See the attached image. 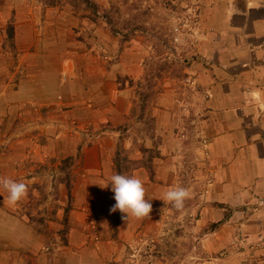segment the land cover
I'll return each instance as SVG.
<instances>
[{
	"label": "crops",
	"instance_id": "crops-1",
	"mask_svg": "<svg viewBox=\"0 0 264 264\" xmlns=\"http://www.w3.org/2000/svg\"><path fill=\"white\" fill-rule=\"evenodd\" d=\"M195 1L201 18L199 58L187 72L203 94L204 117L198 126L207 141L199 164L202 179L195 183H204L197 222L211 227L202 241L207 253L202 264H264L259 243L264 234V0ZM93 27L69 7L0 0V177L28 189L21 202L10 206L8 193L0 188V264H120L128 250L121 241L151 233L157 226L151 213L142 219L124 214L117 234L111 230L114 193L102 192L116 174L114 157L122 140L138 163L143 161L140 143L151 149L155 144L153 181L145 168L132 172L152 206L164 203L165 193L179 184L182 154L188 155L193 144L185 146L179 135L177 90L168 84L158 87L152 146L147 137H122L120 127L143 122L134 116L135 91L129 81L146 73L150 53L147 47L120 53L105 37V60L94 51L93 35L99 34ZM68 159L76 162L68 241L48 254L44 237L30 224L35 191L25 169ZM59 189L65 206L66 187ZM98 192L110 207L105 241L99 247L82 246L89 215H84V204L89 197L98 199ZM57 218L53 229L58 233L62 211Z\"/></svg>",
	"mask_w": 264,
	"mask_h": 264
},
{
	"label": "rangeland",
	"instance_id": "rangeland-1",
	"mask_svg": "<svg viewBox=\"0 0 264 264\" xmlns=\"http://www.w3.org/2000/svg\"><path fill=\"white\" fill-rule=\"evenodd\" d=\"M52 1L53 5L49 3ZM95 1L102 7L98 14L99 19L96 20L90 17L92 16L91 8L81 4V9L76 10L72 0H24L25 4L35 3L47 7H69L82 19H87L95 25L94 29H98L99 35H93L94 51L104 55L105 60L108 59L109 54L106 46L102 44L105 37H109L115 43V47L120 53L126 49V52H139L140 48L145 49L147 47L149 51L147 48L146 50L150 53V59L148 58L146 64V73L136 80L129 81L130 88H134L135 91L136 108L134 116H141L137 119H141L143 122L139 126L136 124L130 127L126 125L125 128L120 127L122 137H128V139L136 135L139 138L141 136L147 137L149 146H152L151 135L156 131L152 102L158 87L168 84L177 90V96L175 95L176 104L179 108L177 114L181 124L179 135L185 146L186 143L193 144L188 155L187 153L184 156L182 154L185 163L178 174L180 179L177 188H186L190 193L184 208L177 211L170 202L166 201L160 205L152 206V220L157 221V226L153 227L151 233H143L131 242L127 241L128 238L121 241L122 243L126 242L128 250L123 254L120 264H202V260L207 258L202 242L203 237L211 230L209 225L202 226L201 223L197 222L200 218L199 212L204 206L202 199L204 183L195 185L196 181L201 182L202 179V173H200L202 167L199 164L202 165L203 163L201 150L203 138L202 129L198 125L204 117L201 100L203 94L198 90L196 77L187 72L194 61H198L199 58V55L195 54L196 45L201 35L199 4L195 0ZM107 11L111 12L112 23H108L103 17V12ZM140 41L142 44H138ZM192 95L197 100L195 108L191 106L190 102ZM143 105L146 107L142 109ZM129 130L131 132H128ZM125 143L127 142L122 140L115 154V171L116 174L132 177V172L137 169L138 162L131 159L133 151L130 154L124 147ZM140 145L143 146L141 143ZM154 145L152 149L145 147L152 152L146 155V159L140 149L137 150L143 156L142 163L146 162L149 155L156 156L158 154ZM194 150L196 151V159ZM68 160L67 164L64 163L65 161L58 164L54 160H47L44 162L45 164L40 163L35 166L34 170L30 166L25 169L26 179L32 181L31 187L35 191L34 195L31 193L32 206L30 210L32 217L30 224L36 232L41 233L44 237L45 253L48 254H53L55 249L63 247L68 241L69 224L67 216L73 202L72 168L76 163L75 160ZM117 160L120 162L121 172L118 171ZM66 174L69 179H66ZM148 174L153 181L154 172L153 174L148 172ZM59 185L66 187L67 201L65 206L62 203ZM33 191L31 190V192ZM108 191L114 193L111 190V185L102 193L106 194ZM97 194L99 197L98 199L94 197L95 202L89 197V204H84V206H88V211H84V215L87 213L89 215L82 228L84 231L82 246L91 244L93 247H99L105 241L102 231L106 226L104 221L110 214V207L108 198L100 197V192ZM98 201L102 203H98ZM58 211H62L63 218L60 221L62 230L57 233L53 227L54 223L58 221ZM107 211L109 214L106 213ZM113 213L114 221L111 230L115 235L124 213L119 210ZM48 222L52 223V229H50Z\"/></svg>",
	"mask_w": 264,
	"mask_h": 264
},
{
	"label": "clouds",
	"instance_id": "clouds-1",
	"mask_svg": "<svg viewBox=\"0 0 264 264\" xmlns=\"http://www.w3.org/2000/svg\"><path fill=\"white\" fill-rule=\"evenodd\" d=\"M111 190L114 192L115 205L111 211L121 213L136 219L150 216L152 205L145 199V189L140 179L123 174H114L110 177ZM0 188L8 193L7 203L15 206L27 196V185L11 178L0 177ZM190 196L186 188L179 187L165 193V201L180 211Z\"/></svg>",
	"mask_w": 264,
	"mask_h": 264
},
{
	"label": "trees",
	"instance_id": "trees-1",
	"mask_svg": "<svg viewBox=\"0 0 264 264\" xmlns=\"http://www.w3.org/2000/svg\"><path fill=\"white\" fill-rule=\"evenodd\" d=\"M50 4L53 3L52 2H49ZM72 3L74 4L73 6L75 7L76 10H80L81 9V4H85L87 5L89 8L92 9V16H90L92 19H99V16L98 14L101 12V5H99L95 0H72ZM53 5V4H52ZM103 17L105 20H107L108 23H112V15H111V12H103ZM146 106L143 105L142 106V109L145 108ZM144 111V110H143ZM141 116H137V118H140ZM140 151L142 152V154L145 156V159H146V155H148V153H152L151 151L147 150L145 148V146H140ZM119 153V152H118ZM157 156V155H156ZM156 156H153V154L150 156H148L146 162L144 163H138V166L137 169L139 168H145L148 172L152 173V166H153V161L155 159ZM119 159V158H118ZM67 161L69 160H66L64 163L67 164ZM118 162V164H117ZM116 164H117V168H118V171L121 172V166H119V161L117 160ZM66 179H69L67 178V174H66ZM69 182V180H68ZM72 186V184H71ZM216 228V226H213V229Z\"/></svg>",
	"mask_w": 264,
	"mask_h": 264
},
{
	"label": "built area",
	"instance_id": "built-area-1",
	"mask_svg": "<svg viewBox=\"0 0 264 264\" xmlns=\"http://www.w3.org/2000/svg\"><path fill=\"white\" fill-rule=\"evenodd\" d=\"M201 146H202L201 149H203V151H205L206 150V146H207V141L205 139L202 140ZM259 243L262 244L261 245L262 247L264 246V234L259 236Z\"/></svg>",
	"mask_w": 264,
	"mask_h": 264
}]
</instances>
